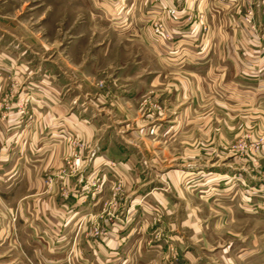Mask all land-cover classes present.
<instances>
[{
	"label": "rangeland",
	"instance_id": "1",
	"mask_svg": "<svg viewBox=\"0 0 264 264\" xmlns=\"http://www.w3.org/2000/svg\"><path fill=\"white\" fill-rule=\"evenodd\" d=\"M80 1L77 4L62 0H0V123L6 122L15 108V136H19L21 143L26 141L28 133L23 136L24 130L30 128L36 117L35 109L39 108L33 104L32 94L42 86L41 76L48 67L45 65H57L51 69L54 75L62 70L75 73L72 67L78 70L77 60L93 57L97 62L94 68L87 67L84 72L96 74V91L104 90L108 94L110 89L121 99L124 86L121 83L126 81V76L120 75L117 79L114 76L119 69L134 66L143 53L139 47L145 43L139 31L120 30L127 25L121 26L124 21L120 19H111L108 13L113 5L108 0ZM245 1L244 14L249 7L253 12V0ZM127 8L119 4L116 9L126 12ZM152 23L151 37L171 39L165 34L155 36ZM133 25L140 26L139 20H133ZM83 44L89 46L87 51L80 50ZM96 44L130 48L112 51L97 60L99 49L91 47ZM7 61L10 62L5 64ZM185 78H180L184 85L180 93L185 98L178 100L173 97L171 84L166 83L171 81V75L165 79L163 93L157 98L132 84L137 94V121L149 125L146 133L138 131V136L148 134L149 138L147 155L153 163L142 165L151 167L148 175L140 172L135 164L128 170V176L124 168L113 162L91 167L83 160L84 139L69 128L61 134L68 152L60 164L28 165L24 160L27 148L15 146V155L23 158L19 165L21 175L29 171L38 181L33 185L26 175L21 185V182L17 185V180L15 204L10 202L6 208L0 207V264H96L79 258L82 253L77 245L79 231L84 229L85 237L97 243L109 235L113 226H121L117 231L128 235H144L148 245L158 244L171 260L175 259L180 250L172 238L175 234L167 232L168 225H164L170 222L164 223L162 204L165 202L179 203L180 210L188 203L199 210V216L209 220L207 227L200 228L208 239L204 249L207 254L223 249L229 254L253 252L255 258L259 257L256 264H264V157H261L264 155V117L256 118L253 129L245 124L242 132H231L226 137L219 132L221 116L218 113L211 117L193 116L186 110L191 102L187 95L192 90L188 89ZM195 103L197 108L204 107L203 99ZM210 103L218 107L216 100L206 101L207 106ZM247 119L250 121L251 117L244 118L249 123ZM205 122L211 125L206 132L203 131ZM172 124L179 125V132L171 131ZM254 128L260 129V133H252ZM188 161L195 163L188 164ZM193 168L196 169L193 171ZM188 169L195 173L186 175ZM208 170H211L209 174ZM147 190L150 191L146 195ZM48 198L56 207L44 205ZM64 221L75 226L72 234V229L65 232L62 228ZM172 230L186 235L188 229L179 223ZM133 246L137 248L139 244L133 243Z\"/></svg>",
	"mask_w": 264,
	"mask_h": 264
},
{
	"label": "crops",
	"instance_id": "2",
	"mask_svg": "<svg viewBox=\"0 0 264 264\" xmlns=\"http://www.w3.org/2000/svg\"><path fill=\"white\" fill-rule=\"evenodd\" d=\"M62 1L82 3L80 0ZM108 1L113 5L108 13L111 19H120L124 21L121 26L127 25L120 30L128 31L132 28L139 31L140 39L145 43L139 47L143 53L139 60L134 62L135 65L125 67L124 70L119 69L114 76V79L120 75L126 76V81L121 83L124 84L120 91L121 99H117L110 89L107 90L108 94L104 90L96 91V74L84 72L87 67L94 68L97 62L93 57L82 58L80 62L77 60V64L80 63L78 70L72 67L75 73L61 69L62 71L54 75L51 69L57 65H45L48 67L41 76L42 86L34 89L32 94V103L39 108L35 109L36 117L30 128L24 130L23 136L28 133L26 141L21 143L19 136H15V108L6 122L0 123V207L6 208L10 202L15 204L17 180V185L20 182L21 185L26 175L31 184L35 185L38 181L37 176L29 175V171H26L24 176L21 175L19 165L22 164L23 158L20 154L15 155V146L27 148V157L24 160L29 162L28 165L34 162L60 164L61 158L68 152L61 134L66 133L68 128L84 139L82 156L84 162L89 163L91 167L97 164L108 166L113 162L124 168L128 176V170L135 164L143 174L151 173V167H142L144 164L153 163L147 155L148 134L138 136V131L146 133L149 125L141 123L142 120L137 121V94L132 84L140 86L145 94L151 93L150 96L157 98L163 93L165 79L171 75V81L169 79L166 83L171 84L173 97L178 100L185 98L180 93L181 88H184L180 78L186 79V76L188 89L192 90V93L187 95L191 102L186 106V110L193 116L211 117L218 113L221 116L219 132L223 135L225 133L226 137L231 132H242L245 124L253 129L256 118L264 117V0H253V28L243 19L245 0ZM119 4L129 9H125L126 12L116 9ZM168 7H174L175 13L167 12ZM133 20H139L140 26L132 27ZM154 21L163 23L164 29L171 35L170 40L151 37L150 24ZM91 47L99 49L97 60L109 56L112 51L130 48L111 44L103 47L96 44ZM87 48L89 46L83 44L80 50L84 52ZM133 67L135 68L132 69ZM198 99H203L204 107H195L194 101ZM209 99L216 100L218 107L214 103L207 106L206 101ZM245 117H251L250 121L247 119L249 123L245 122ZM233 122L235 126H231ZM170 127L175 133L180 130L178 124H172ZM210 128V123L205 122L203 131H209ZM254 131L255 128L252 133H260V129ZM260 148L259 156L263 154ZM42 149L43 152L40 153ZM194 163L188 161V164ZM233 168L230 167V170ZM194 169L196 168L192 170ZM174 170L179 171L175 168ZM192 170H185V174L193 175L195 172ZM209 171L211 170L206 173L209 174ZM149 191L145 194H149ZM201 194L208 196L206 192ZM31 205L35 206L33 201ZM44 205L56 207L51 198H48ZM162 207L165 212L164 223L168 220L171 222L164 224L168 225L165 229L171 232L170 234H175L172 238L180 250L175 259L171 260L160 245H148L144 235H128L125 231H117L121 226H113L109 235L97 243L89 241L85 237V230H80L77 245L82 253L79 258L96 261V264H242L243 261L245 264H256L259 257L255 258L256 253L253 252L229 254L230 252L223 249L221 252L211 251L207 254L204 249L208 239L201 234L200 228L207 227L209 220L199 216L196 207L187 203L180 210L179 203L168 202L162 204ZM34 210H37L36 207ZM233 210L237 213L235 208ZM52 221L55 222L53 219ZM179 223L188 229L186 235L183 231L172 230L179 226ZM61 225L65 232H68V229H72L70 234L74 232L75 226L68 225V222H61ZM198 232L201 235H197ZM67 238L68 235L66 240ZM133 243L139 244V247L131 248ZM68 244V240L65 241L66 248ZM196 244L199 245L198 248Z\"/></svg>",
	"mask_w": 264,
	"mask_h": 264
},
{
	"label": "built area",
	"instance_id": "3",
	"mask_svg": "<svg viewBox=\"0 0 264 264\" xmlns=\"http://www.w3.org/2000/svg\"><path fill=\"white\" fill-rule=\"evenodd\" d=\"M167 12L171 13V14H174L175 13V8L174 7H168L166 9ZM252 18H253V12H252V9L251 7H249L247 10H246V13L243 15V19L245 22H247L248 24H250V26L253 28L254 26L252 25ZM152 32L155 36H159V35H164L165 36H171L165 29H164V26H163V23L161 21H154L152 23Z\"/></svg>",
	"mask_w": 264,
	"mask_h": 264
}]
</instances>
